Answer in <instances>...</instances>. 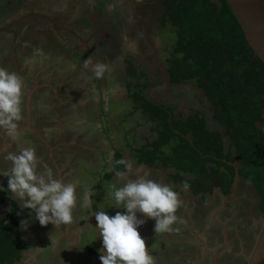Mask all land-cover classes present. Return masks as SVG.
<instances>
[{
    "label": "crops",
    "instance_id": "crops-1",
    "mask_svg": "<svg viewBox=\"0 0 264 264\" xmlns=\"http://www.w3.org/2000/svg\"><path fill=\"white\" fill-rule=\"evenodd\" d=\"M13 1L0 0V37L3 33H9L15 44L20 38L7 27L22 17L17 13L19 9L14 11L11 8L10 3ZM140 18L143 19L139 17V22ZM3 22L7 25L6 28H2ZM125 42L128 41H124V47ZM129 43L130 46L126 47L128 49L133 46L131 41ZM85 45L81 42L79 48L84 49ZM146 47L120 49L116 53L118 55H115L118 59L104 64L106 70L101 77H96L91 71L92 65L102 63L93 56L79 59L77 55L71 56L68 51H57V56L55 52L50 54V49L45 51L41 62L46 73L44 86L50 87L52 92L49 98L55 104L49 108L47 115L33 111L32 123L43 137L44 143L34 132L27 131L29 135L26 144L22 143L20 147L35 148L41 162L53 169L56 179L62 182L79 180L85 191L93 186V204L86 209L78 207L74 213V223L70 226L55 227L49 224L42 227L31 210L19 207L18 200L6 191V177L0 176V188L5 189L0 191V220L8 223L12 215L15 217L19 239L23 244L19 258L4 264H100L101 253L97 250L101 248V240L97 235L94 241L92 233L95 230L89 225L95 227L96 221L92 213L101 206H104L103 210H107L110 216L116 211H123L106 207L104 190L113 182L119 186L123 182L144 177L168 184L178 192L181 201L176 214L179 218L182 217L180 220L183 222L176 226L180 229V224L192 225V203L195 199L201 200L193 194L189 185L186 191L183 190L182 181H191L195 176L178 172L170 165L172 151L179 144L180 139L176 138L179 129L171 127L176 136L167 142L160 138L163 129L171 123L183 124L195 117L208 121L211 114L206 109L203 94H199V89L194 84L183 87L186 99L168 95L167 84H157V70H164V65L158 58L160 48L151 44ZM85 52L82 50L83 54ZM87 59L91 60V64L85 68L84 62ZM33 77V85L38 84L37 72L33 73ZM135 94L147 106L142 101L141 104L138 100L135 101ZM165 100L171 101L170 105L164 106ZM157 109L166 112L160 116ZM164 116H167L166 121H161ZM2 134L3 131H0V139ZM192 136L191 133H186L181 137L191 141ZM35 140L38 146H34ZM16 150L15 144L8 140L5 151L0 156V170H4L6 166L3 157ZM116 155L118 160L131 165L126 175L119 180L115 173L123 166L116 163ZM80 191L78 188V195ZM137 215L139 218V213ZM93 246L96 248L95 253L90 251Z\"/></svg>",
    "mask_w": 264,
    "mask_h": 264
},
{
    "label": "flooded vegetation",
    "instance_id": "flooded-vegetation-1",
    "mask_svg": "<svg viewBox=\"0 0 264 264\" xmlns=\"http://www.w3.org/2000/svg\"><path fill=\"white\" fill-rule=\"evenodd\" d=\"M210 1L220 4V0ZM10 4L14 11L21 10L22 19L9 25L7 29L11 28L13 34H16L20 39L14 44L11 34L3 33L1 35L0 66L5 67L8 71H15L21 77L23 86L33 89L29 103L33 123V111L47 115L49 108L55 104L54 100L49 98L50 92H52L50 87L44 86L46 73L42 69L41 62L45 57V51L50 49V54L55 52L56 56L57 51H68L71 56L77 55L79 59L93 56L95 59L101 60L103 64H108L118 59L115 57L118 55L116 54L117 50L124 48V41L127 40L131 41L134 47L139 46L141 49L147 48L146 45L149 46V44L158 45L160 48L158 58L163 63L164 70L161 68L157 70V84L159 83L160 86H165L164 83L167 84L168 95L184 99L186 97L183 87L194 84L193 86L199 89V94H203L206 109L211 114L208 121L203 119L205 129L209 132H217L221 136L223 154L228 153L232 157L235 155L234 149L230 147V140L223 135L226 127L221 126L217 121L212 100L206 97L196 81L194 79H186L179 83L171 81L168 72L171 61L168 59V50L171 48L169 49V42L165 38L164 32H172L171 34L175 33L176 35L178 30L169 19V10L165 5V0H14ZM139 17L143 18H140V22ZM153 29L155 32L151 33ZM150 35L157 38L152 39ZM21 37L27 38L26 44L22 43ZM177 39L174 47L177 45ZM81 42L86 44L84 49L79 48ZM82 50L86 51L85 54L82 53ZM254 69L258 73L260 68L254 67ZM262 69L264 74V67ZM145 70L144 72H146ZM35 72H37V81L39 82L33 85V73ZM246 88L251 90V86H246ZM161 90L164 89L161 88ZM23 91L22 120L19 125L27 122V92ZM253 96L252 98L255 99V93ZM262 98L264 99V96ZM170 102L165 100L164 106L170 105ZM260 113V118L264 121V109H261ZM254 126L261 130L263 123L255 121ZM21 132L23 139L15 143L16 149L22 143L25 145L28 139L27 131ZM34 146H38L36 140ZM226 164L230 165L234 172L227 194H223L218 188H214L210 194H195L207 207L201 205V207H197V213L192 212L190 215V219L194 220L191 222L192 225L184 223L185 225L181 226L180 224V229H178L176 226L178 221L173 225L177 229L176 231L168 234L162 233L159 237L155 236L153 240L148 241L146 249L150 247V242L157 246L155 249H150V254L156 264H169L167 263L169 259L163 261L165 254L168 258L171 257V264H181L178 261L180 258L185 264L190 260L196 264H210L211 255L214 256L213 264H246V259L258 235L261 221L256 213L254 216V213L249 211L254 206L251 204L252 195L249 193L251 186L238 174V170L241 168L240 162L237 160L226 161ZM206 166L212 167L211 164ZM222 170L224 173L227 172L224 168ZM235 173H237L238 181L232 194ZM242 185L244 190L241 188ZM253 190L252 188L251 191L253 192ZM253 194L257 199L254 206L255 212L263 218L264 214L258 209L259 199L255 192ZM241 215L249 217L244 223L245 232L241 231L243 227L240 226L243 221V218H239ZM195 219H198V222H195ZM237 219L241 221L238 220L239 223H234Z\"/></svg>",
    "mask_w": 264,
    "mask_h": 264
},
{
    "label": "trees",
    "instance_id": "trees-1",
    "mask_svg": "<svg viewBox=\"0 0 264 264\" xmlns=\"http://www.w3.org/2000/svg\"><path fill=\"white\" fill-rule=\"evenodd\" d=\"M165 5L169 19L178 30L175 52L180 55L169 62L171 81H196L212 100L217 121L226 127L223 135L235 152L233 157L223 154L221 136L205 129L202 121L201 124L193 119L183 124L171 123L163 129L160 138L167 142L176 136L171 127L179 129L176 138L180 140L172 151L170 165L178 172L195 176L186 181L192 184L194 194H210L214 188L227 194L234 172L226 161L237 160L241 164L238 174L254 189L259 199L258 209L264 214V121L260 118V110L264 109V64L252 57L223 0L219 7L210 0H165ZM254 67L260 68L258 73ZM246 86H251V90ZM134 96L142 101L137 94ZM166 117L161 121H166ZM255 121L263 123L261 130L256 129ZM186 133L193 135L191 141L182 139ZM17 229L13 215L8 223L0 220V264L19 258L23 244Z\"/></svg>",
    "mask_w": 264,
    "mask_h": 264
},
{
    "label": "clouds",
    "instance_id": "clouds-1",
    "mask_svg": "<svg viewBox=\"0 0 264 264\" xmlns=\"http://www.w3.org/2000/svg\"><path fill=\"white\" fill-rule=\"evenodd\" d=\"M91 60L84 62L88 68ZM106 65H92L91 71L96 77H101ZM23 81L15 71H8L0 66V131L14 144L21 138L19 122L22 120ZM167 154V153H166ZM3 159L6 162L0 176L6 177L7 189L11 197L18 200L21 209H29L35 220L43 226L49 224L58 227L70 226L75 220V211L90 208L93 204L90 186L83 190L79 180L62 182L55 178L53 169L41 162L36 149L32 146L19 147L18 150L7 153ZM123 168L116 171L117 180L122 179L131 165L123 160L116 161ZM81 191L77 194V189ZM187 190L188 185H182ZM0 191L5 189L0 188ZM107 209H122L114 215H109L101 206L92 213L96 225L92 227L94 241L99 235L101 248L97 251L100 264H155L150 248H145L138 228L145 220L138 218V213L155 221L154 233L176 231L173 227L178 221L177 216L181 205L178 192L171 186L153 179L139 177L121 183L108 184L106 189ZM25 224V221L21 222Z\"/></svg>",
    "mask_w": 264,
    "mask_h": 264
},
{
    "label": "water",
    "instance_id": "water-1",
    "mask_svg": "<svg viewBox=\"0 0 264 264\" xmlns=\"http://www.w3.org/2000/svg\"><path fill=\"white\" fill-rule=\"evenodd\" d=\"M224 1L242 31L244 40L247 46L251 49L253 57L258 58L264 64V0ZM23 90L27 92V122L19 125V131H32L41 139L42 143H44L43 137L39 134L37 128L32 125L29 103L33 89L23 86ZM8 140V137L3 133L0 141V156L4 153ZM237 181L238 176L237 173H235L231 191L232 194ZM208 253L211 255L210 252ZM213 258L214 256L211 255L210 264H213ZM246 264H264V217L261 221L255 243L246 259Z\"/></svg>",
    "mask_w": 264,
    "mask_h": 264
},
{
    "label": "rangeland",
    "instance_id": "rangeland-1",
    "mask_svg": "<svg viewBox=\"0 0 264 264\" xmlns=\"http://www.w3.org/2000/svg\"><path fill=\"white\" fill-rule=\"evenodd\" d=\"M80 3V2H79ZM218 3V2H217ZM216 3V4H217ZM219 4V3H218ZM217 4V5H218ZM20 11L21 10H19L17 13H20ZM164 19H166V16H164ZM160 21H161V19H160ZM163 21V20H162ZM6 24L4 23V24H2V28H6ZM173 30H175V29H173ZM155 32V30L153 29V30H151V33H153V32ZM172 32H164V36H165V38L167 39V41L169 42V49L170 50H168V53H169V57H168V59L169 60H171V61H173L174 60V58H179V56L180 55H178L176 52H175V50H176V48L174 47V44H175V42H176V39H177V37H176V35H175V33L174 34H171ZM151 37H152V39L153 38H157L156 36H154V35H150ZM24 38V39H23ZM21 41H22V43L23 44H26L27 43V38L25 39V37H21ZM126 44H125V49L126 50H130V49H135L133 46L131 47V48H126L127 47V45H129L130 46V43L129 42H125ZM172 46V47H171ZM136 48H140L139 46H136ZM117 51H121L120 49H118ZM67 53V52H66ZM162 55H163V53H162ZM67 59V58H66ZM68 60V59H67ZM26 67V66H25ZM45 68V67H44ZM53 71V70H52ZM134 98H135V101H137L138 100V98H136L135 96H133ZM139 103L141 104L142 102L141 101H139ZM143 105L144 106H147V103L144 101L143 102ZM157 111L159 112V113H161V115H162V113L163 112H161V111H159V109H157ZM164 112H166V110L164 111ZM215 112V111H214ZM193 119V118H192ZM191 119V120H192ZM193 120H195V122H197V123H200L201 124V121H202V123L203 124H205V121H203V119H201V118H199V117H195V119H193ZM178 126H180V125H178ZM184 127H185V125H184ZM186 128V127H185ZM183 129V128H182ZM20 139H23V137L21 136V138ZM11 148H12V146H11ZM151 157V156H150ZM116 158H117V160H118V155H116ZM151 158H153V157H151ZM76 179H74L73 181H75ZM224 182V181H223ZM182 183L183 184H187V185H189L191 188H193V186H192V184H190V183H187L186 181H182ZM106 188V187H105ZM241 188H242V190H244L243 188H244V186L242 185L241 186ZM104 190V189H103ZM251 190H252V187H251ZM251 190H249V193H251V200H252V202H251V204L252 205H254L255 206V204H256V202H257V199L255 198V195L253 194V192H255L254 190H253V192L251 191ZM246 191V190H245ZM104 194L106 195V190H104ZM104 199V198H103ZM107 200V197L105 198V201ZM196 200V199H195ZM194 200V203H192V211H193V213H197V207H201V205H203V203H202V201H195ZM254 206H252V208H251V210H249L250 212L252 211L253 213H254V216H255V213L257 214V217H260L259 219H260V221H262L263 220V218H262V216H260L257 212H255L256 210H255V207ZM203 207H207V206H205V205H203ZM208 209V208H207ZM206 209V210H207ZM110 212H111V209H110ZM182 216H184V215H182ZM239 218H243V221H242V223H240V226H243L242 228H241V231L242 232H245V226H244V223H245V221H246V219L247 218H249V217H247V215H241ZM139 219H143V220H145V223L141 226V227H139L137 230H138V232H139V234H140V236H141V238L144 240V242H145V246L146 245H148V241L149 240H153L154 238H155V235L157 234V233H154L153 232V227H154V223H155V221L154 220H152V219H149V218H147V217H143V216H141L140 214H139ZM198 220V219H197ZM196 219H195V222H198ZM241 221L240 219H237V220H235L234 221V223H239V221ZM192 222L194 221V220H191ZM239 228V227H238ZM147 230V231H146ZM142 231H143V233H142ZM145 231H146V233H145ZM172 232V231H171ZM171 232H169V233H171ZM87 237L88 238H90V236H88L87 235ZM158 237H159V234H158ZM10 243H12L11 241H10ZM196 244V243H195ZM149 246L151 247H149L150 249H155V248H157V246L156 245H154V244H152L151 242H150V244H149ZM250 249V248H249ZM198 250V249H197ZM90 251H94V246L93 247H91V250ZM96 252V251H95ZM197 253H199V251H197ZM167 255L165 254L164 256H163V261H165V260H168V262L167 263H169V264H171L170 263V259H171V257L170 258H168V256L166 257ZM155 261V260H154ZM178 261L181 263V264H185V262L180 258V259H178ZM187 262V261H186ZM155 264H156V262H155ZM187 264H196L194 261H192V260H190L189 262H187Z\"/></svg>",
    "mask_w": 264,
    "mask_h": 264
}]
</instances>
